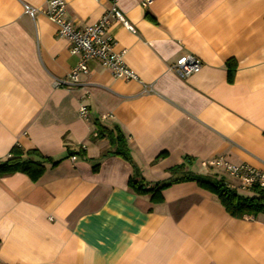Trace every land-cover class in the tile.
Here are the masks:
<instances>
[{"label": "crops", "instance_id": "0c3cea01", "mask_svg": "<svg viewBox=\"0 0 264 264\" xmlns=\"http://www.w3.org/2000/svg\"><path fill=\"white\" fill-rule=\"evenodd\" d=\"M65 1L79 26L115 2L135 31L114 22L110 33L138 79L93 60L75 85L55 87L79 57L47 16L25 14L24 4L44 8L46 0H0V159L18 144L58 161L37 181L20 172L0 177L1 261L264 264V214L233 217L195 181L174 183L155 204L129 186L134 167L109 153V138H94L96 122L118 127L147 181H166L186 163L253 196L202 162L223 156L264 168V0ZM184 54L203 62L187 78L171 68Z\"/></svg>", "mask_w": 264, "mask_h": 264}, {"label": "built area", "instance_id": "2783aa9c", "mask_svg": "<svg viewBox=\"0 0 264 264\" xmlns=\"http://www.w3.org/2000/svg\"><path fill=\"white\" fill-rule=\"evenodd\" d=\"M153 0H143L142 5L146 6ZM67 4L65 0H46V6L39 8L30 4H24V12L33 20L37 19L40 13L47 16L57 26V35L67 39L70 44V52L79 57L78 62L69 73L63 78H55V87H69L79 81L82 73L90 71V62L99 61L107 67L114 76L127 80H137V74L126 64L123 58V51L115 49L116 42L110 33L111 25L119 22L131 31L134 26L126 18L125 14L117 7L115 2L107 9L102 16L94 23L79 26L68 19L66 15ZM203 66L202 60L194 54H184L176 59L171 68L182 78L197 73ZM148 91V89H145ZM79 113L83 118L88 117V109L82 105ZM75 159V156H72ZM208 169H221L229 176L240 181L242 188H260L264 190V168L258 169L246 163H233L226 157H213L202 162ZM0 264H5L0 259Z\"/></svg>", "mask_w": 264, "mask_h": 264}, {"label": "trees", "instance_id": "16d2710c", "mask_svg": "<svg viewBox=\"0 0 264 264\" xmlns=\"http://www.w3.org/2000/svg\"><path fill=\"white\" fill-rule=\"evenodd\" d=\"M235 71L236 62L235 60H231L228 62L229 81L234 80ZM104 137L109 138L114 148L109 153L122 157L133 165L134 171L129 179V186L139 195H150L151 201L155 204L164 201L163 190L174 183L195 181L200 187L213 193L225 210L233 217H256L264 214V190L260 188H251L255 194L253 196H245L238 193L236 188L232 187L224 177L192 172L186 168V163L170 168L171 177L168 180L150 182L143 178L139 170L134 166L127 140L120 129L118 127L108 128L96 122V134L94 138ZM165 155L166 153L162 152L156 157L155 161ZM186 161L190 163L191 159L186 158ZM46 163L56 165L58 161L44 156L37 148L25 149L16 144L11 148L6 158L0 159V177L20 172L29 176L33 181H37L45 173ZM97 168L98 165L96 164L94 169Z\"/></svg>", "mask_w": 264, "mask_h": 264}]
</instances>
